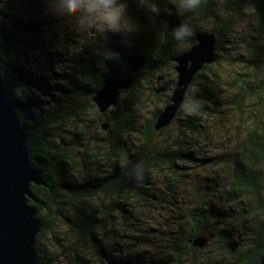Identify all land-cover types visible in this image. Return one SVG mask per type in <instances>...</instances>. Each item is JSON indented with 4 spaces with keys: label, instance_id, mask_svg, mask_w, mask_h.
<instances>
[{
    "label": "trees",
    "instance_id": "trees-1",
    "mask_svg": "<svg viewBox=\"0 0 264 264\" xmlns=\"http://www.w3.org/2000/svg\"><path fill=\"white\" fill-rule=\"evenodd\" d=\"M92 1L102 8L97 4L105 0ZM40 3L0 0V74L26 134L31 164L46 183L31 186L38 203L31 201L30 205L38 208L43 225L36 244L40 263L38 246L52 229L50 221L56 220L65 222L72 235L75 247L70 264L146 263L145 256L131 257L122 248L130 229L139 222L138 217L130 224L126 221L129 207L137 202L152 207L155 213L157 189L152 174L170 179L169 184L174 176H179L174 178L179 182L188 181L185 177L196 164L197 174L183 188L190 203L184 213L186 221L169 236L171 260L182 264H261L264 0H182L185 9L138 17L137 25L148 34L145 40L113 33L98 38L89 48L88 59H81L72 70L74 82L69 89L54 82L50 70L53 54L43 42L51 28ZM241 20L248 21L250 30L243 45L236 43L240 38L235 35ZM208 34L217 35L216 62L196 75L172 124L157 130L158 117L170 104L177 85L175 59ZM233 37V59L228 61L223 52ZM237 67L243 70L237 72ZM222 68L228 69V81L233 82L224 85L218 96L214 81L224 79ZM168 70L172 79L167 81ZM108 78L135 81L122 93L117 107L101 113L94 97ZM50 83L53 86L48 87ZM144 103L155 107L147 117L141 116ZM224 106L230 107V120L236 122L228 153L212 156V151L203 153L199 147V152L190 147L202 137H211L210 121L224 119L220 118ZM91 112H96L95 121L99 122L96 133L90 131L86 119ZM103 124L109 125L111 137ZM71 126L82 134L72 131V138L66 141L57 136L58 129ZM174 128L179 131L178 138L171 135L169 139ZM93 141L99 144L95 146ZM220 168L224 176L217 170ZM97 199L103 208L91 204ZM215 199L222 206L216 207ZM141 210L137 207L136 212ZM118 219L124 220L120 229ZM215 222L221 225L224 241L221 262L211 252L214 248L203 251L205 247L194 245L202 234H213ZM108 233L116 239H110ZM237 238L243 245L238 242L232 252V240ZM211 239L206 247L214 246L215 236Z\"/></svg>",
    "mask_w": 264,
    "mask_h": 264
},
{
    "label": "rangeland",
    "instance_id": "rangeland-1",
    "mask_svg": "<svg viewBox=\"0 0 264 264\" xmlns=\"http://www.w3.org/2000/svg\"><path fill=\"white\" fill-rule=\"evenodd\" d=\"M39 2H41L40 4H42L44 9L43 16L47 18L46 20L51 28L50 33L44 35L45 39L43 40L44 43L47 42V48L51 50L53 54L50 70L54 71L53 76L56 79L54 82L67 89H69L72 82H74L72 70L75 69L81 59H88L90 52L89 48L98 38H103L105 34L113 33L120 34L124 37L133 36L144 41L148 34L137 25L138 17H147L154 13L160 14L169 12V10L173 9H185L183 8L185 2L182 4V0H105L101 1V4H97V6L100 5L102 8L96 7V2L92 0H39ZM248 24V21L245 22L241 20L239 22L235 31V35L240 38L236 42L237 44L242 42L243 45L244 41L246 42L250 32ZM234 40H236V37H233L231 44L227 45L228 49L223 52L228 61L233 59V55H231L230 52L233 51L235 44ZM261 61L264 65V61ZM223 69L224 68H222L220 72L224 74V79L222 81H214L215 91L218 96L219 92L221 93V90L224 89V85H232L233 82L232 79V82L228 81V79H230L228 69H224L225 71ZM241 70H243L241 67H237L236 69L237 72ZM237 72L235 74H238ZM165 73L167 81L172 79V75L169 74L170 70ZM49 86H53V83H50L48 87ZM232 89L234 90V88ZM149 107L150 106L144 103V106L141 108L142 117L149 116L150 109L152 110L155 108ZM221 112L220 118H224L222 121L218 119L210 121L209 134H211V137H202L200 140H197L196 143L191 144L190 147H195L198 152L199 147L203 153L212 151V156L228 153L229 149L233 146L231 145L233 141L231 142L229 140L231 137L233 138V129L236 122H231L230 120V118H232L230 107H222ZM95 118L96 112H91V115L86 117L92 133H96V127L98 128L97 123L99 122L97 121L96 123ZM220 123L224 124L225 129H222L224 127H222ZM62 129L64 130L59 131ZM80 130L75 131V128L72 126L62 127L58 129L57 136L64 137L66 141L72 138V131L82 134ZM178 133V129H172L169 132L170 135H168L169 139L171 135L174 140L177 139ZM93 142L95 146L99 144L95 141ZM64 149L69 151L72 150L69 147H64ZM193 165H191L194 168L191 170V174L188 173L185 177L188 181H190V177L193 178V176L197 174V165ZM217 170L224 176L223 169L220 168ZM200 171L201 170H199V172ZM178 177L179 176H174V178ZM174 178H172L173 182L169 184L170 179H166L164 176H158L155 173L152 174L151 180L157 189L155 191V195L157 196L156 204L154 205L155 213L151 211L152 207L149 206L150 208H148L146 205L141 206L140 203L136 202L132 204L133 208L132 206L131 208L129 207L130 211L126 215L128 217L126 221L129 224L134 217H138L139 222H136L137 225L133 227L136 230L131 228V232H129V235L127 234L128 238L125 239V243H122L123 251L127 252L131 257L140 255L145 256L147 262L144 264H182L170 258L172 247L171 238H169V236L175 234L177 230H180L182 222L186 221V215H184V213H187L186 210L190 203L188 201V192L185 193L183 188L190 185V182H179L177 181L178 179ZM216 178L218 179L217 176ZM179 180L181 179L179 178ZM215 200L216 207L222 206L221 203H219V199ZM91 204L93 206H99L98 208H103L100 199L91 201ZM158 204L162 205L160 209L156 207ZM137 207L142 209L140 211L141 213L139 211L136 212ZM221 216L222 215H219V217ZM116 222L120 229L122 227L121 223L124 222V220L118 219ZM50 223L52 229H49L42 236L38 246L41 263L70 264V261H73L74 256L71 254L75 246L72 242L73 239L69 227L65 226V222L62 223L58 220L50 221ZM129 228L130 227H128V229ZM220 230L221 225L215 222V231L211 236L208 234L206 236L207 238H213L215 236L214 246L205 247L203 249V251H207L208 249L211 250L214 248V251L211 252H213V255L215 253V259L219 262H221L220 248L224 244L220 236ZM121 233L123 234L122 231H120V235ZM107 236L112 240L116 239V236L112 233H108ZM174 237L178 238L179 236L177 237L176 235ZM232 241V243L238 244V242H240V244L243 245V242L238 238ZM207 256H209L208 253ZM57 259L59 260L56 262Z\"/></svg>",
    "mask_w": 264,
    "mask_h": 264
},
{
    "label": "water",
    "instance_id": "water-1",
    "mask_svg": "<svg viewBox=\"0 0 264 264\" xmlns=\"http://www.w3.org/2000/svg\"><path fill=\"white\" fill-rule=\"evenodd\" d=\"M217 35L208 34L187 52L175 59L178 80L170 100L160 113L157 130L167 128L182 109L187 92L205 65L216 62ZM135 78L117 80L108 78L94 97V103L101 113L121 103V95L131 88ZM164 91V90H162ZM112 136L108 124L102 125ZM41 174L32 166L27 147L26 134L21 120L11 105L0 74V264H41L36 249L37 238L42 230L38 208L30 202L38 203L31 186H44ZM207 233L194 243L204 248L211 240ZM239 244L232 243L235 252ZM264 264V256L261 260Z\"/></svg>",
    "mask_w": 264,
    "mask_h": 264
}]
</instances>
